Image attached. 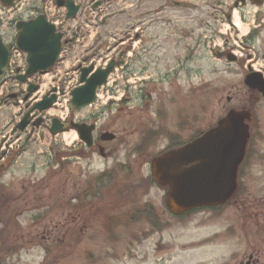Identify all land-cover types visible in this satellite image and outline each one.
Segmentation results:
<instances>
[{
  "label": "rangeland",
  "instance_id": "obj_1",
  "mask_svg": "<svg viewBox=\"0 0 264 264\" xmlns=\"http://www.w3.org/2000/svg\"><path fill=\"white\" fill-rule=\"evenodd\" d=\"M75 1L80 6L79 14L60 28L72 41L63 48L54 69L32 78L39 85L38 91L26 98L21 86V95L15 99H8L6 93L0 96V141L3 143L6 136L7 145L17 153L8 157L7 167L0 172V196L2 192L10 196V201L0 197V258L6 259L4 264H240L244 256L264 251V240L257 242V238H264V212L258 213L262 218L257 219V212L244 208L241 232L242 200L238 198L243 193L246 203L264 204V99L244 85L247 64H230L216 54L226 49L227 39L231 46L243 47V29L250 27L255 12L264 19V7L237 10L232 5L235 0H177L186 6L195 5V9L176 8L168 4L170 0H104L94 8L98 0ZM227 13L231 14L230 22ZM233 15L241 22L239 29L234 26ZM9 29V25H0L3 34ZM190 37L195 46L194 65L189 70L185 65L173 75L178 67L172 65L174 62L161 61L159 54L164 49L176 52L172 46L177 44L178 55L187 54L184 49ZM253 46L255 66L258 63L260 69L264 66V31L259 32ZM234 51L245 59L250 53L240 48ZM118 59L120 65L112 79L120 84L122 78L136 77V90L127 104L79 112L61 93L58 104L42 115L45 123L41 127L16 130L18 119L57 86L59 79L63 88L67 81L76 79L75 72L81 65L102 69ZM187 72H194L190 80ZM165 75L172 76V82L153 88ZM141 90L147 96L152 91V99L142 98ZM99 96L101 102L108 101L106 89ZM117 109L121 112L113 115ZM231 109H247L253 116L238 199L215 211H194L181 218L172 215L166 207V189L145 182L152 159L169 147L168 141H159L153 132L162 125L170 130L177 127L171 132H178L180 111L187 114L190 110L193 125L186 132L189 134H184L185 139L215 126ZM159 110L165 112L163 119ZM94 114L101 117V126L110 124L109 132L117 136V140L103 145L105 157L96 149L82 157L81 141L71 128L57 137L50 134L49 119L54 116L78 122ZM37 117L38 113L33 119ZM113 169L117 171V185L105 198L115 206L101 211L100 207H87L81 221H66L69 212L78 211L74 205L68 209L63 200L59 202L74 192V188L64 190V181L68 187L77 181L87 187L93 176ZM128 187L131 191L125 190L128 195L120 201L117 193ZM133 205L155 208L164 230L156 232L144 219L120 226L106 222L107 216L121 220L128 211L136 212ZM69 240L75 241L72 249L66 245Z\"/></svg>",
  "mask_w": 264,
  "mask_h": 264
},
{
  "label": "water",
  "instance_id": "obj_2",
  "mask_svg": "<svg viewBox=\"0 0 264 264\" xmlns=\"http://www.w3.org/2000/svg\"><path fill=\"white\" fill-rule=\"evenodd\" d=\"M0 1L5 6L11 4L8 0ZM56 2L60 8L67 7L68 19L77 15L79 7L74 1ZM174 5L180 6L177 3ZM17 31L16 45L27 55L26 74L19 78L21 82H25L27 77L44 73L54 67L61 53L63 35L57 33L55 26L48 23L43 16L30 22H19ZM234 60L235 58L230 59ZM8 62L9 51L0 36V78L4 76ZM114 67L115 62H111L105 69L95 70L94 66L82 68V86L73 91L72 107L81 110L93 104L98 89L107 82ZM245 84L264 96V79L261 75L256 73L248 75ZM35 89L36 87L31 85L29 92ZM56 99L54 94L51 97L46 96L26 114L18 128L24 130L34 111L45 112L54 105ZM250 121L249 111H230L215 128L192 143L153 161V174L157 183L169 187L168 209L171 212L179 214L201 207H217L232 198L237 188L238 170L246 155ZM42 122L43 120L39 119L34 125L38 127ZM71 126L89 147L92 146L93 126L75 123H71ZM64 130V124L58 119L52 120L53 134H59ZM114 139L115 136L112 134L103 136L105 141Z\"/></svg>",
  "mask_w": 264,
  "mask_h": 264
},
{
  "label": "flooded vegetation",
  "instance_id": "obj_3",
  "mask_svg": "<svg viewBox=\"0 0 264 264\" xmlns=\"http://www.w3.org/2000/svg\"><path fill=\"white\" fill-rule=\"evenodd\" d=\"M168 1H165V3ZM171 2H168V4ZM167 4V3H166ZM222 5V4H221ZM232 5L240 10H243L244 8H248L249 6H257V7H264V0H235ZM262 16H264V12H262ZM254 26L251 32V35L249 36V38H247L243 43V47L241 46H237L238 48H240L243 51H249L250 53H248V58L245 59L244 57H240L238 58L236 64L241 65L242 67L244 66V64H247V67H245L246 70H244V78L246 75H248L249 70H251V72H255L259 75H261V78L264 79V66L260 65V69L257 68V65H259L258 63H256L257 65L255 66V62H256V58L255 55H253L252 53V49L254 50L255 47L253 46V44L256 42V39L259 35L260 31H264V19L260 20V12H255L254 14ZM259 22V23H258ZM192 34V32H190V35ZM188 35L187 32L184 33V36L186 37ZM183 36V35H182ZM183 38V37H182ZM191 42L188 44V46L184 49L187 50V54L183 53L181 56L178 55L179 54V47L180 44L174 45L172 46V49L175 50L176 52L171 54V50H167L164 49L163 51H161V53L159 54L160 60L161 61H166L167 63L169 61H171L173 64V66H177L178 68H176L173 72V75H177L179 74V68H181V70L183 69V66L188 65V70L190 69V67H192V65H194L195 62V46L194 44H192V37H190ZM226 49L223 50L222 52H218L217 55L222 59L227 61L228 56L231 54H233V51L236 47L231 46V44L229 43V40L226 41ZM251 47V50H250ZM249 48V49H247ZM254 57V58H253ZM180 70V71H181ZM194 72H187L188 74V79L190 80L191 77L193 76ZM172 82V76L169 75H165V76H160L159 78V85L156 84L153 86L157 87V86H161L164 85V83L168 84ZM174 84V82H173ZM172 84V85H173ZM144 90H141V94H142V98H146V99H152V91L150 94H147L143 92ZM254 93L258 94L260 97L263 98L262 94H260L258 91H254ZM131 96L129 95L127 100H126V104L130 101ZM173 100V99H172ZM150 103V102H149ZM114 104H113V108H114ZM115 109V108H114ZM161 111V110H159ZM115 112H121L120 109H117L113 112V115L115 114ZM160 115V114H159ZM165 115L164 111H161V117L163 119V116ZM101 117L99 116V114H94L90 117H83L82 119H80V123H85L88 125H94L96 128L93 132V136H94V143H93V147L92 148H88L87 146L84 145V143L81 142V147H82V157L83 154L85 152H90L93 151L94 149H96L99 154H101L103 157H105L106 153H105V149L103 148V145L106 144L107 142H104L105 140H103V135L105 133H109V129L108 127L111 126L110 124L108 126H101V122H100ZM114 119L112 118L111 121H113ZM181 122V124H180ZM177 124H180L178 127V132H171V131H176V130H170L168 127L164 128V126L162 125L161 127L158 128L157 132H153V135H157V138L160 140L164 139L166 141H168V145L169 147L162 150L160 152V154L157 156H161L165 153H168L170 151L179 149L180 147L187 145L188 143H190L191 141L195 140L197 137H199L203 131H199L198 134L194 133L191 136L187 137L184 139V137L189 134L186 132L190 131V128L192 127L193 124H191V112L190 110L188 111L187 114H184V111H180L179 116L177 118ZM184 124L185 126L187 125V128L184 129ZM101 129H105V131H101L99 132V130ZM185 134V136H184ZM146 135V134H145ZM144 135V137H145ZM147 137H145L146 139ZM117 140V139H116ZM144 158L147 156L145 154ZM155 157V158H157ZM153 158L151 161V165H150V171L152 173V163L153 160L155 159ZM147 160V158H146ZM148 178V177H147ZM150 179V178H148ZM146 180V179H145ZM147 182V180L145 181ZM157 183V181H156ZM65 184V191L68 190V188H70V190L73 191L74 188V192L70 193L69 197L63 196V202L64 205L69 209L70 208V204L71 206H75V208L77 209L78 213L76 212V214H73L72 212H69L67 214V218L66 221H70L73 223H78V221H81L84 218V204L88 201H90V199L94 198L93 196L91 197L90 195H86L88 194V192L90 191V188L88 187H84L83 183H81V185L78 183L75 184V186L68 187V183H66V181H64ZM158 184V183H157ZM80 185V186H78ZM159 186V184H158ZM168 191V188H165ZM240 193V192H239ZM238 193V195H239ZM244 194L241 193L240 196H238V198H240L242 200L241 202V228L240 231L243 232L244 231V211L245 209H249L252 213L257 212L255 215V218L257 217V219H260L262 217H260V215H258V213L260 212H264L262 210L259 209H264V204H259V203H252V204H248L246 203L245 199H243ZM69 198V199H68ZM237 198V199H238ZM86 200V201H85ZM245 208V209H244ZM260 217V218H259ZM88 221V220H86ZM264 240V238L260 239L257 238V242L258 241H262ZM261 259H264V251L263 250H258L252 254H250L248 257L244 256L240 262V264H263L261 263Z\"/></svg>",
  "mask_w": 264,
  "mask_h": 264
},
{
  "label": "trees",
  "instance_id": "obj_4",
  "mask_svg": "<svg viewBox=\"0 0 264 264\" xmlns=\"http://www.w3.org/2000/svg\"><path fill=\"white\" fill-rule=\"evenodd\" d=\"M118 170L120 168H117ZM120 172V170H119ZM118 178L117 176V171L116 169L107 171L105 173H101L97 176H94L91 180H89V182L87 183V187L90 188V191L88 192V194H86L87 196L90 195L91 197L93 196L94 198L90 199V201L86 202L84 205L83 209H86L87 207H92L91 209H95L97 207H100L98 209V211L101 210H106V209H110L111 207H114V204H109V199L105 198L106 194L108 193V190L113 189L114 187H116L117 182L116 179ZM151 181H154V179L152 178ZM150 181V182H151ZM148 184V182H146ZM127 190L128 192L131 191V188H124V192H120L117 193L119 199H121L120 201H123L124 199H126L128 193L125 191ZM2 191V190H0ZM1 198H3L5 201H10V196H7L6 194H4L3 192L1 193ZM62 197L59 199V202H61ZM86 201V200H85ZM134 208L133 210H135L136 212L133 211H128L126 214L121 215L119 220L118 218H114L112 219V217L107 216L106 217V222H111L112 225H116L119 224H131V223H135L136 221L142 220L144 219L152 228L153 230H156V232H161L164 230V224H161L159 222V215L157 213V211L155 210V208H153L151 205H145L141 208H137L139 207L138 205H133ZM10 209H7L6 212L11 213ZM49 214V213H48ZM189 214H185V215H181V217H185ZM10 216V215H9ZM47 216V213L45 215V217ZM180 217V218H181ZM43 218L38 219V223L41 222ZM122 222V223H121ZM17 226V225H16ZM18 227V226H17ZM114 227V226H111ZM161 227L162 230H161ZM12 228H15L14 226H12ZM17 233V230H16ZM33 238V237H32ZM36 242L39 240L38 236L34 237ZM75 241H71L69 240L68 242H66V245H68L67 247L69 249H72V245ZM54 243H58L56 240H54ZM59 244V243H58ZM79 244V242L77 243V245ZM61 245V244H59ZM47 254H50V250L49 249H45ZM0 263L4 264L6 263V259H2L0 258Z\"/></svg>",
  "mask_w": 264,
  "mask_h": 264
},
{
  "label": "bare ground",
  "instance_id": "obj_5",
  "mask_svg": "<svg viewBox=\"0 0 264 264\" xmlns=\"http://www.w3.org/2000/svg\"><path fill=\"white\" fill-rule=\"evenodd\" d=\"M236 25L238 27H241L240 21L238 19H235ZM247 29H243V33H246Z\"/></svg>",
  "mask_w": 264,
  "mask_h": 264
}]
</instances>
